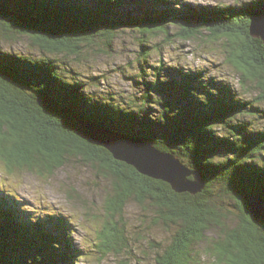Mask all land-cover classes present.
I'll use <instances>...</instances> for the list:
<instances>
[{
	"label": "trees",
	"instance_id": "1",
	"mask_svg": "<svg viewBox=\"0 0 264 264\" xmlns=\"http://www.w3.org/2000/svg\"><path fill=\"white\" fill-rule=\"evenodd\" d=\"M263 7L264 0L205 5L186 0H0V35L26 36L52 55H78L97 40L110 46L119 31L129 29L136 32L141 56L139 72L130 76L138 90L121 103L112 95L106 100L85 91L95 78L85 82L46 51L38 57L0 48L5 170L50 172L69 156L85 155L114 176V192L106 203L110 215L128 198L140 204L148 200L157 222L177 225L172 243L153 264H189L188 255L206 232L215 238L209 253L219 261L264 264V226L248 213L241 196L246 191L264 199V40L249 34L251 14ZM170 27L185 41L203 33L224 39L238 88L201 68L151 62L163 45L149 37L163 33L168 38ZM81 121L151 142L198 170L204 187L193 195L176 193L167 183L139 174L76 135ZM227 198L233 208H225L239 217L230 228L225 224L229 213L219 202ZM73 229L67 216L27 210L15 190L0 187V264H75L86 254L74 244ZM102 246L108 250L111 245Z\"/></svg>",
	"mask_w": 264,
	"mask_h": 264
},
{
	"label": "rangeland",
	"instance_id": "2",
	"mask_svg": "<svg viewBox=\"0 0 264 264\" xmlns=\"http://www.w3.org/2000/svg\"><path fill=\"white\" fill-rule=\"evenodd\" d=\"M186 2L193 5L232 4L234 0ZM259 12L262 14L264 8ZM168 30V38L163 33L149 37L151 41L156 40L163 45L158 56L150 58L151 62L160 59L167 65L179 64L192 70L201 68L209 76L215 75L238 86L239 76L227 61L229 46L224 39H215L203 33L185 41L176 36V28ZM135 33L129 29L119 31L110 46L97 40L92 45H85L78 55L68 52L52 55L50 50L39 48L28 37L12 34L0 35V48L18 55L30 53L38 57L46 51L52 59L63 62L66 69L73 68L85 82L90 81V77L95 78L85 91L91 90L106 100L112 95L123 103L122 100L138 90L130 77L140 69L137 61L141 58L138 53L140 46ZM65 74L70 76L68 72ZM102 167L97 160L74 154L63 159V164L50 172L28 170L26 167H15L12 172H7L0 157V187L5 191L15 190L27 210L40 214H62L69 218L74 228L73 242L86 254L75 264H153L157 253L162 254L172 243L177 225L157 222L155 208L148 200L140 204L134 198H128L119 212L110 215L106 203L114 192V176L107 166ZM219 202L224 208H233L230 198ZM228 209L225 208L227 212ZM228 213L226 227L239 224L237 213ZM113 231L119 235L117 238H114ZM214 239L210 232H206L204 239L197 241L194 251L188 255L193 262L189 264H227L209 253ZM105 243L111 245L110 249L104 250L102 245Z\"/></svg>",
	"mask_w": 264,
	"mask_h": 264
},
{
	"label": "water",
	"instance_id": "3",
	"mask_svg": "<svg viewBox=\"0 0 264 264\" xmlns=\"http://www.w3.org/2000/svg\"><path fill=\"white\" fill-rule=\"evenodd\" d=\"M249 34L264 40V12L255 11L251 14ZM75 133L85 141L100 145L113 159L131 166L139 174L167 183L176 193L193 195L204 187L203 176L198 170L188 169L178 157L159 150L151 142L124 138L109 127L86 121H81L75 127ZM241 196L248 213L264 226V199L246 191Z\"/></svg>",
	"mask_w": 264,
	"mask_h": 264
},
{
	"label": "bare ground",
	"instance_id": "4",
	"mask_svg": "<svg viewBox=\"0 0 264 264\" xmlns=\"http://www.w3.org/2000/svg\"><path fill=\"white\" fill-rule=\"evenodd\" d=\"M204 73V72H203ZM207 75V74H206ZM181 87V86H180ZM121 135H123V134H121ZM123 137L124 138H135V137H131V136H125V135H123ZM136 139H139V140H142V141H144V142H149V141H147V140H144V139H140V138H136ZM251 194V193H250Z\"/></svg>",
	"mask_w": 264,
	"mask_h": 264
}]
</instances>
